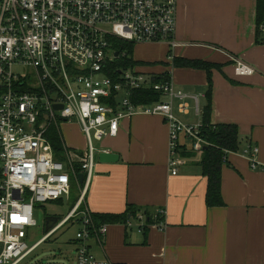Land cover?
<instances>
[{
	"label": "built area",
	"instance_id": "built-area-1",
	"mask_svg": "<svg viewBox=\"0 0 264 264\" xmlns=\"http://www.w3.org/2000/svg\"><path fill=\"white\" fill-rule=\"evenodd\" d=\"M178 0H0V264H21L50 234L81 218L76 235L77 264H113L98 260L91 240L102 244L109 224L96 226L91 210L81 204L90 185L96 152L93 139L117 136L120 122L137 114L159 115L169 125L168 166L176 175L184 163L181 150L202 152L209 142L201 124H189L174 113L172 99L198 97L175 90L171 79L154 82L135 68H112L120 56L115 41L134 45H175ZM264 30V25L262 26ZM118 54V55H116ZM237 76L256 69L233 56ZM153 88L171 101L136 103L135 90ZM55 105L63 108L56 110ZM186 110V105H182ZM76 122L86 137L82 156L64 141L63 160L55 157L48 132ZM105 151V150H103ZM258 147L244 154L258 168ZM84 180H79L75 164ZM264 169V167L262 168ZM73 183L80 196L52 231L29 246L38 203L69 197ZM165 215V210H160ZM143 232L146 217L127 221ZM160 230L166 221L150 225Z\"/></svg>",
	"mask_w": 264,
	"mask_h": 264
},
{
	"label": "crops",
	"instance_id": "crops-1",
	"mask_svg": "<svg viewBox=\"0 0 264 264\" xmlns=\"http://www.w3.org/2000/svg\"><path fill=\"white\" fill-rule=\"evenodd\" d=\"M256 10L257 0H178L176 44L140 46V57L135 59L146 64L138 70L149 75L168 73L175 90L198 97V112L193 98L172 99L175 115L185 123H202L208 76L205 70L175 67L172 60L202 59L219 66L212 70L210 119L214 124H236L241 150L230 153L223 165L225 206L208 207L207 177L199 165L202 152L184 157L173 175L166 120L147 114L123 119L117 136L106 137L99 149L118 154L119 160L103 163L97 157L84 205L99 213H122L129 204L152 214L165 210L166 228L151 227L145 234L136 223L133 228L110 225L102 244L90 242L98 260L264 264V42L257 43ZM233 56L256 72L237 76ZM63 137L67 143L64 132ZM249 145L259 149L256 169L244 154Z\"/></svg>",
	"mask_w": 264,
	"mask_h": 264
},
{
	"label": "trees",
	"instance_id": "trees-1",
	"mask_svg": "<svg viewBox=\"0 0 264 264\" xmlns=\"http://www.w3.org/2000/svg\"><path fill=\"white\" fill-rule=\"evenodd\" d=\"M264 24V0H257L256 10V26H257V43L264 42V36L261 37L262 29ZM115 45L120 52V56L111 64L112 68H135L139 65H144L146 62L136 60L134 58L135 45L127 41H115ZM175 67L183 68H194L201 69L207 72L208 76V90L206 92L207 104L203 109L202 125L200 127L203 137L209 142L206 149H203L201 160L199 162L200 168L204 176L207 177V191H206V204L208 207H221L225 206V200L222 193V169L224 163L228 161V156L232 152H238L241 150V140L239 137V128L236 124L232 123H220L214 124L211 122V102H212V91H213V80L212 70L218 65L202 60V59H189L185 57H175L172 60ZM154 82H167L170 80L168 73L160 75H152ZM132 99L136 103L151 104L153 102L160 101L162 94L157 92L153 88H143L135 90ZM48 135L52 140V145L55 150V157L59 160H63V149H64V137L56 126L50 128ZM183 157H190L196 154V152L190 151L187 148L181 150ZM78 173L82 171L80 164H75ZM78 184L73 183L72 191L76 189L78 196L73 202V206L77 203L80 191L77 189ZM70 194V196H71ZM86 196V195H85ZM85 199V198H84ZM59 199L57 201H61ZM71 208V210H72ZM85 208L84 203L81 204V210ZM139 214H143L146 217V223L143 232L147 234L150 230V225L165 221V215H162L160 211L156 214L150 213V211L142 210L136 206L129 204L127 209L122 213H99L91 212L94 224L98 227L102 224H127L130 219H135ZM58 217V216H57ZM60 218V217H59ZM62 218H60L61 220ZM81 218L73 219L70 222L80 223ZM50 231H46L47 235ZM76 245V240H74ZM27 259V258H26ZM25 259V260H26ZM24 260V261H25ZM24 261L21 264H24ZM121 264V263H117Z\"/></svg>",
	"mask_w": 264,
	"mask_h": 264
},
{
	"label": "rangeland",
	"instance_id": "rangeland-1",
	"mask_svg": "<svg viewBox=\"0 0 264 264\" xmlns=\"http://www.w3.org/2000/svg\"><path fill=\"white\" fill-rule=\"evenodd\" d=\"M140 46L135 45L134 58L140 57ZM164 96H162L163 98ZM77 120H75L76 122ZM73 122L63 125V132L67 143L71 146L72 151L77 156H82V149L86 145V137L79 132L77 124ZM105 141L93 139L95 148L100 149ZM96 155V163H97ZM78 196V191L74 189L71 196L63 197L61 201H49L46 203H38L34 209V217L37 225L28 229L27 243L29 246L34 245L46 235V217L58 216L65 217L71 210L73 202ZM81 228L78 222H69L58 231L50 234L44 241L32 252V254L24 261V264H77L76 263V239L77 232ZM2 245L0 244V248Z\"/></svg>",
	"mask_w": 264,
	"mask_h": 264
},
{
	"label": "water",
	"instance_id": "water-1",
	"mask_svg": "<svg viewBox=\"0 0 264 264\" xmlns=\"http://www.w3.org/2000/svg\"><path fill=\"white\" fill-rule=\"evenodd\" d=\"M118 55V54H116ZM54 108L56 110L62 109L63 106L62 105H55ZM207 146L204 147V149H206ZM96 154L98 155L99 161L103 162V163H113V162H117L119 160V155L116 153H113L111 151L105 150V151H97ZM79 180L81 182H83L84 180V174L80 173L79 174ZM60 220L59 217L57 216H47L45 223H46V231H52V229L54 228V226L57 224V222ZM49 232V233H50ZM48 233V234H49Z\"/></svg>",
	"mask_w": 264,
	"mask_h": 264
}]
</instances>
